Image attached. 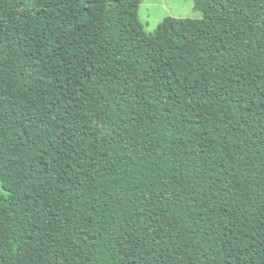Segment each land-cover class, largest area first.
Masks as SVG:
<instances>
[{
    "label": "trees",
    "instance_id": "obj_1",
    "mask_svg": "<svg viewBox=\"0 0 264 264\" xmlns=\"http://www.w3.org/2000/svg\"><path fill=\"white\" fill-rule=\"evenodd\" d=\"M0 0V264H264V0Z\"/></svg>",
    "mask_w": 264,
    "mask_h": 264
},
{
    "label": "rangeland",
    "instance_id": "obj_2",
    "mask_svg": "<svg viewBox=\"0 0 264 264\" xmlns=\"http://www.w3.org/2000/svg\"><path fill=\"white\" fill-rule=\"evenodd\" d=\"M166 17L199 20L202 14L194 8L193 0H140L138 18L147 34Z\"/></svg>",
    "mask_w": 264,
    "mask_h": 264
}]
</instances>
